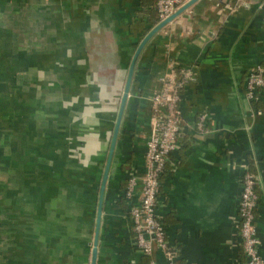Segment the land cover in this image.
Listing matches in <instances>:
<instances>
[{"label": "crops", "instance_id": "obj_1", "mask_svg": "<svg viewBox=\"0 0 264 264\" xmlns=\"http://www.w3.org/2000/svg\"><path fill=\"white\" fill-rule=\"evenodd\" d=\"M156 22L155 0H0V264H92L133 62L95 264H148L128 210L146 174L150 98L171 61L195 79L180 94L185 128L160 179L166 240L178 264H245L238 202L247 167L264 260V90L259 102L245 98L248 71L264 62V0H197L138 52ZM152 259L165 264L159 249Z\"/></svg>", "mask_w": 264, "mask_h": 264}, {"label": "built area", "instance_id": "obj_2", "mask_svg": "<svg viewBox=\"0 0 264 264\" xmlns=\"http://www.w3.org/2000/svg\"><path fill=\"white\" fill-rule=\"evenodd\" d=\"M190 1L192 0H155L158 24ZM169 69L170 74L161 79L162 89L150 98V135L145 153L146 174L137 204H130L128 210L134 246L149 259L148 264H156L152 259L155 249L162 251L165 264H178L177 251L166 240L165 227L156 213V208L161 176L167 165L171 163L172 154L179 149L180 138L185 128L179 111L180 94L186 84L195 79V72L191 67L179 68L172 61L169 63ZM262 90H264V62L248 71L245 79L246 100L249 103L259 102ZM204 122L205 116H201L196 123L197 131H204ZM246 168L241 177L242 190L238 202L240 247L245 257V264H264L259 254L260 240L255 225L258 182ZM135 185V178H129L124 193L125 200H133Z\"/></svg>", "mask_w": 264, "mask_h": 264}, {"label": "water", "instance_id": "obj_3", "mask_svg": "<svg viewBox=\"0 0 264 264\" xmlns=\"http://www.w3.org/2000/svg\"><path fill=\"white\" fill-rule=\"evenodd\" d=\"M195 1H197V0L190 1L182 9H180L179 11H177L176 13H174L172 16H170L165 21H163L160 24H158L148 34V36L143 40L142 44L140 45V47L138 49V52L141 50V48L143 47V45L146 43V41L152 35H154L158 30H160L167 23H169L170 21H172L183 10H185L189 5H191ZM136 56H137V54H136ZM133 68H134V62L132 63V65H131V67L129 69L127 81H126L125 88H124V92H123V95H122V98H121V102H120L118 118H117L116 126H115V129H114V133H113V137H112V142H111V146H110V150H109V154H108V158H107V162H106V166H105V170H104V174H103V178H102V183H101V188H100V193H99V200H98V207H97L96 223H95L94 244H93V251H92V264H95V260H96L97 240H98V233H99V224H100V218H101V213H102L103 191H104L105 183H106L107 176H108L109 166H110V163H111V158H112V154H113V150H114V146H115V140H116V137H117V131H118L119 124H120V121H121V116H122V113H123V110H124V106H125V103H126V100H127V97H128V92H129L131 77H132V73H133Z\"/></svg>", "mask_w": 264, "mask_h": 264}, {"label": "trees", "instance_id": "obj_4", "mask_svg": "<svg viewBox=\"0 0 264 264\" xmlns=\"http://www.w3.org/2000/svg\"><path fill=\"white\" fill-rule=\"evenodd\" d=\"M157 22H158V19H157ZM157 22H156V23H157ZM63 126H65V125H63ZM62 130H63V132H64V130H65L64 127L62 128ZM161 177H162V176H161Z\"/></svg>", "mask_w": 264, "mask_h": 264}, {"label": "rangeland", "instance_id": "obj_5", "mask_svg": "<svg viewBox=\"0 0 264 264\" xmlns=\"http://www.w3.org/2000/svg\"><path fill=\"white\" fill-rule=\"evenodd\" d=\"M49 160L51 161L52 160V157ZM64 160H66V159H64Z\"/></svg>", "mask_w": 264, "mask_h": 264}]
</instances>
